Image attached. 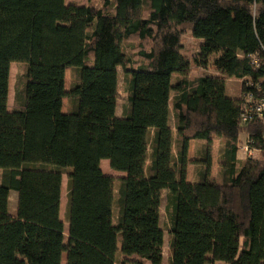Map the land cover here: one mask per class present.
<instances>
[{"label": "trees", "instance_id": "trees-1", "mask_svg": "<svg viewBox=\"0 0 264 264\" xmlns=\"http://www.w3.org/2000/svg\"><path fill=\"white\" fill-rule=\"evenodd\" d=\"M65 2L0 0V264H163V191L169 264H264V122L242 119L264 99V0ZM189 32L203 41L193 59ZM13 64L25 75L10 110ZM201 69L214 75L195 76ZM230 79L243 80L241 99L226 96ZM215 140L224 142L219 179ZM192 141L205 142L196 182ZM245 145L253 155L242 160ZM104 161L125 174L118 199Z\"/></svg>", "mask_w": 264, "mask_h": 264}, {"label": "rangeland", "instance_id": "rangeland-1", "mask_svg": "<svg viewBox=\"0 0 264 264\" xmlns=\"http://www.w3.org/2000/svg\"><path fill=\"white\" fill-rule=\"evenodd\" d=\"M89 3H93L97 6L102 5V0H66L65 4L66 6L69 5H77V6H85ZM192 33L189 32L188 35L185 37V47H184V53L190 58L193 59L197 52H199V47L203 41L197 40L193 38ZM216 56L211 57V61H214ZM25 69L22 67V65L13 64L11 66V75H10V93H9V109L13 110L14 103H15V97H16V91L17 88L23 84L22 78L25 75ZM206 73V74H205ZM214 75V72L209 70H199L194 75L195 76H205V75ZM72 76H73V70L68 69L66 72V90L68 91L72 84ZM174 77H177L175 75ZM176 79V78H174ZM243 80L240 79H230L226 82V96L231 99H241L243 97ZM119 98L117 102V110H116V116L119 118H123L126 115V111L128 108V91H127V77L121 69L119 70ZM64 109L65 111L70 109V103L68 100H65L64 102ZM170 126L173 127L172 120L170 119ZM153 131H150L149 133V144H150V150L148 155V167L150 165L151 156H152V141H153ZM205 142L203 141H196L191 143L190 147V154H188V173H189V182H196L199 181L200 177V169L199 167H195L193 165H198L194 160L199 159L200 155H198L199 148H202ZM196 145V146H195ZM195 146V147H194ZM215 146V147H213ZM212 146V178H218L220 177V162H221V156L222 151L224 148V142L220 140H215L213 142ZM194 147V148H193ZM193 149V150H192ZM176 152V148H175ZM247 157L245 153H240V158L242 160ZM193 164V165H192ZM102 169L105 173L110 174L115 180V198L118 199V190H119V180L125 177L124 173L115 172L110 168V163L108 161H104L102 163ZM2 173V170H0V175ZM1 183V179H0ZM167 191H163L162 195V205H161V227L165 232V244H164V258H163V264H169L170 262V220L168 217V214L166 212V205H167ZM18 193L16 191H12L10 194V201H9V213L11 215H17V208H18ZM117 216V208L115 207V219ZM61 219L65 225V233L68 232L69 229V219H68V177L67 175L63 178V190H62V201H61ZM63 264H65V256L63 257Z\"/></svg>", "mask_w": 264, "mask_h": 264}, {"label": "built area", "instance_id": "built-area-1", "mask_svg": "<svg viewBox=\"0 0 264 264\" xmlns=\"http://www.w3.org/2000/svg\"><path fill=\"white\" fill-rule=\"evenodd\" d=\"M246 111H247L246 114H244L242 117L243 122H247L248 120H250L252 117L255 116L258 117L259 119H262L264 122V99H261L259 102L256 103L250 102ZM242 151L245 153L247 157H251L253 155V152L246 145L242 148Z\"/></svg>", "mask_w": 264, "mask_h": 264}, {"label": "crops", "instance_id": "crops-1", "mask_svg": "<svg viewBox=\"0 0 264 264\" xmlns=\"http://www.w3.org/2000/svg\"><path fill=\"white\" fill-rule=\"evenodd\" d=\"M171 120H172V123H173V127H171L172 129H173V131L175 132V125H174V121H173V119L171 118ZM192 142H196V141H192ZM191 142V143H192ZM191 143H190V147H191ZM196 146V145H195ZM194 146V147H195ZM204 146V145H203ZM213 146V145H212ZM193 147V148H194ZM213 147H215V146H213ZM193 150V149H192ZM199 150L201 151L202 150V148H199ZM189 151H190V148H189ZM200 151H198L199 153H198V155H200ZM243 151L241 150L240 152H239V159H242V158H240V153H242ZM244 153V152H243ZM189 154H190V152H189ZM194 162H195V160H194ZM193 162V163H194ZM213 163V162H212ZM193 165V164H192ZM213 165V164H212ZM188 166H189V164H188ZM193 166H195V167H199V169H201V167L200 166H197V165H193ZM105 173V172H104ZM106 175H108V176H111L110 174H108V173H105ZM1 176H2V173H1V175H0V179H1ZM188 179H189V173H188ZM1 184V183H0ZM9 201H10V199H9ZM13 217H16V215H12ZM60 216H61V214H60ZM67 235V234H66Z\"/></svg>", "mask_w": 264, "mask_h": 264}]
</instances>
